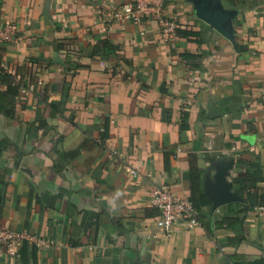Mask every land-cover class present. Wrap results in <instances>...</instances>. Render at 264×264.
Masks as SVG:
<instances>
[{
	"label": "crops",
	"instance_id": "obj_1",
	"mask_svg": "<svg viewBox=\"0 0 264 264\" xmlns=\"http://www.w3.org/2000/svg\"><path fill=\"white\" fill-rule=\"evenodd\" d=\"M132 1L0 0V24L18 29L2 52L1 105L14 116L0 110V225L54 241L26 242L28 264L264 259V0H219L237 10L238 50L189 0L166 1L180 31L171 37L156 20L110 24L97 9ZM12 74L34 90L9 93ZM191 153L204 189L231 161L226 180L243 200L211 202L167 235L152 194L164 184L190 197ZM230 206L241 227L217 225ZM0 264H23L21 248L0 251Z\"/></svg>",
	"mask_w": 264,
	"mask_h": 264
},
{
	"label": "built area",
	"instance_id": "obj_2",
	"mask_svg": "<svg viewBox=\"0 0 264 264\" xmlns=\"http://www.w3.org/2000/svg\"><path fill=\"white\" fill-rule=\"evenodd\" d=\"M167 0H133L129 9L110 8L98 6L99 13L112 24L115 21L131 22L140 25L150 20H156L161 25L162 33L166 37L176 36L178 26L175 20L166 15ZM17 25L14 22L0 24V75L6 71L2 59L4 47L15 39ZM11 83L23 92L33 91L35 84L23 79L19 74L11 75ZM105 132V127L102 129ZM103 141L99 140L100 144ZM107 148L108 157L122 160L121 152L117 149ZM134 175H138L134 172ZM152 204L157 208L156 225L167 235H171L175 221L183 218L194 223L200 222V212L190 197L179 195L171 190L168 185H159L153 191ZM25 242H33L37 248L51 247L54 241L50 237L32 235L26 230H16L7 225H0V251L15 257Z\"/></svg>",
	"mask_w": 264,
	"mask_h": 264
},
{
	"label": "water",
	"instance_id": "obj_3",
	"mask_svg": "<svg viewBox=\"0 0 264 264\" xmlns=\"http://www.w3.org/2000/svg\"><path fill=\"white\" fill-rule=\"evenodd\" d=\"M189 1L193 4L195 16L211 25L231 41L238 50L233 26V20L236 17L237 10L226 9L219 0ZM231 165V161L222 162L214 173L213 179L211 175L206 176L205 191L211 199L214 209L243 200L239 194L231 190L232 183L226 180V175Z\"/></svg>",
	"mask_w": 264,
	"mask_h": 264
},
{
	"label": "trees",
	"instance_id": "obj_4",
	"mask_svg": "<svg viewBox=\"0 0 264 264\" xmlns=\"http://www.w3.org/2000/svg\"><path fill=\"white\" fill-rule=\"evenodd\" d=\"M178 32L180 33L179 29ZM12 81V80H11ZM9 93L16 94L17 87L13 86L10 82L9 84ZM3 94L0 93V110L4 112L5 114L9 116H14V113L10 110H7L4 108L2 103ZM105 133L104 136L108 135V123L105 124ZM185 127V126H184ZM171 152H166L164 156V167L167 172H170V155ZM190 162H191V169H190V177H191V195L190 198L193 201L194 205L197 207V209L200 211V209L205 206L211 204V199L209 198L208 194L205 192L204 189V168L201 162L198 161L197 156L193 153L190 155ZM231 214L229 217H224L221 219L220 223L217 225L227 226V227H233L238 228L243 225L244 218L238 215V212L230 206L229 208ZM241 211V210H240ZM158 215V214H157ZM242 238L240 239V241ZM27 246L26 242L23 243L21 247V256L23 264L27 263ZM232 260L235 264H264V259H255V260H248L246 256L244 255H235L232 257ZM34 262L37 264V258L36 255H34Z\"/></svg>",
	"mask_w": 264,
	"mask_h": 264
}]
</instances>
